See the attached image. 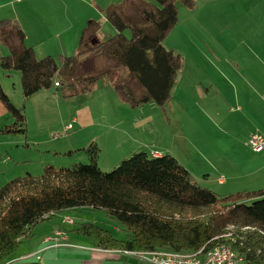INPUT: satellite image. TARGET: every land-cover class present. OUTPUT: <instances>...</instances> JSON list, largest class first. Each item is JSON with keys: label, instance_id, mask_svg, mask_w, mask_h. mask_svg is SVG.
Wrapping results in <instances>:
<instances>
[{"label": "trees", "instance_id": "trees-1", "mask_svg": "<svg viewBox=\"0 0 264 264\" xmlns=\"http://www.w3.org/2000/svg\"><path fill=\"white\" fill-rule=\"evenodd\" d=\"M197 1L122 0L103 10L115 35L96 42L100 24L93 22L83 30L73 55L59 60L53 56L38 60L18 23L2 19L0 43L9 54L0 57V68L20 74L25 100L53 87L62 90L65 98L85 95L104 81L130 109L150 103L163 107L183 64L180 54L164 46L178 23L176 3L195 10ZM103 58L110 65L83 71L88 60ZM0 102L13 120L0 134L25 135L26 116L12 104L1 83ZM81 151L88 156V165L45 167L39 177L26 173L0 189V264L14 259L21 242L39 223L64 211L86 209L105 212L127 234L117 241L106 231L83 227L96 248L123 254L190 253L226 245L241 264H264V191L227 195L211 191L170 154L137 152L106 173L97 165L96 143Z\"/></svg>", "mask_w": 264, "mask_h": 264}, {"label": "crops", "instance_id": "crops-1", "mask_svg": "<svg viewBox=\"0 0 264 264\" xmlns=\"http://www.w3.org/2000/svg\"><path fill=\"white\" fill-rule=\"evenodd\" d=\"M121 1L40 0L33 7L34 11L30 10V12L36 13L38 11L39 16L36 22L40 25V32L50 30L42 35L43 38L50 34V38L53 41L52 44L49 41V49L59 47L60 50H63L60 56H65L66 54L63 55V52H65L66 46H76L83 30L93 22L100 24V30L96 36L98 42L115 35L116 30L104 17L103 10L109 5H115ZM224 1L226 3V11L230 6L237 8L245 6L251 8L254 12L255 10L257 11V15L254 14L252 17L253 20H263L264 0ZM211 2L212 0H198L193 14L195 17L193 18L198 15L199 17L197 18H200L201 15L211 16ZM29 7L30 5H28ZM1 11L2 9H0V14ZM32 13H30L31 20L29 25L33 23L35 18L31 15ZM238 14H240L239 11ZM0 18V20H15L25 33L26 44H31L34 40L31 26L28 28L27 23L25 24L20 17L15 19L11 15H0ZM244 18L240 15L236 23H242ZM208 22L212 23L211 20ZM253 22L255 23V21ZM178 25L179 19L176 28ZM196 25L199 26V24ZM195 29L194 25L193 31ZM176 30H173L164 42L167 50H177L175 47L170 49L171 47L166 45ZM207 30L210 35L211 31ZM191 31L188 30L191 36L197 39L200 34ZM243 37L247 40L245 34ZM216 39L212 38V42L216 41ZM258 39L256 44H254L255 47L252 45L246 46L250 48H246L247 53L241 50L242 57L237 55L238 49L231 52L237 58L233 57L229 52H224V56L220 57H217L215 52H213L212 63L205 59L202 65H200L198 60H194L193 57L186 56L178 51V54L183 58V64L177 74L169 101L163 107L150 103L137 109L140 112H147V115L144 126L139 122H135L136 129L138 131L142 129L145 132V136H151V129L157 127L160 139L152 144L140 142V145L132 146V144H129L128 138L123 136V133H128L126 128L116 132L112 130L110 141L115 146L122 142L123 147H128L129 151L126 155L128 157L139 152L137 150H141V146L148 147L145 151H150L149 154L152 156L170 154L189 171L197 183L202 186H208L207 184L212 183V190L215 192L220 190V192L225 193L224 195L240 191H264V153H255L247 146V141L253 132L259 131L264 136V34ZM248 43L246 42V45ZM241 47L243 48L244 46L242 45ZM32 48L35 55H37L36 47ZM47 51L49 50L46 47L41 48L40 52L43 57ZM187 57L190 58L188 60L190 63L189 68L187 67ZM202 70L206 73H202ZM208 70L213 75L212 79L208 77ZM211 90L215 91L212 94V100L209 94ZM42 93L43 97L51 98V96H47L51 92L44 91ZM117 100L119 99L116 94L112 96V102L116 106ZM123 109L125 110V108ZM128 111L136 112L132 109H128ZM44 117L46 118V116ZM8 122L10 120L7 116V111L0 102V130ZM113 122L116 128L121 127V121ZM148 122L149 129L147 128ZM209 124H212V130L210 129L209 133L206 134L212 135V180L210 173H207L211 171L210 162L207 160L209 166L202 167L203 160L207 159V156L199 147L197 140L201 136V128L209 129ZM65 128L68 127L66 126ZM47 142L40 141L41 146H44ZM63 146L66 149L68 148L67 145ZM38 152L40 151L38 150ZM55 154L59 155L57 152ZM24 157L26 158L23 159V163L31 162L27 161V156ZM241 157H243L242 160L240 159ZM10 161L9 157L4 158L2 161L6 165L5 170L1 173L3 177L13 178L18 176V166L12 170L11 167L15 166H11L9 164ZM49 161L46 160V162ZM13 171H16V175H13ZM25 173L30 174L29 171ZM221 179L223 180L220 183ZM63 245L61 248H53L50 245L20 257L13 256L14 259L7 264H22L23 261L21 262V259L28 260L40 257V255H37L39 252H42L41 254L44 256L41 261L43 264L46 261H55V259L60 257V254L83 259H90L93 255H96L97 259L102 261L101 263L103 264L111 262L110 258L113 259L115 264H120L122 262L121 257H131L121 251L94 248L90 245L75 247V245L69 243L68 238ZM141 263L144 264L143 262ZM123 264L129 263L123 262Z\"/></svg>", "mask_w": 264, "mask_h": 264}, {"label": "rangeland", "instance_id": "rangeland-1", "mask_svg": "<svg viewBox=\"0 0 264 264\" xmlns=\"http://www.w3.org/2000/svg\"><path fill=\"white\" fill-rule=\"evenodd\" d=\"M39 1L40 0H0V9H2L0 15H11L15 19L20 17L25 24L27 23L26 25L28 28L31 26L32 30H30L34 35V40L31 42L30 39L31 44L28 43L27 46L36 47L37 55L35 56H37L36 58L38 60L52 54L56 55L53 56L56 60H59V56L63 50H60L59 47L49 49L48 43L50 41V44H52L53 40L50 38V34L43 38L42 35L50 30L40 32V25L36 22L39 16L38 11L36 13L30 12V10L34 11L33 7L36 6ZM210 4L212 6L211 16L206 17L201 15L200 18H197L199 17L198 15L196 18H193L195 17L193 16L195 10L188 9L181 2L176 3L179 13V25L177 27L178 29L175 27L177 30L174 28L176 31L166 44L168 47H171L170 49L175 47L177 49L175 50L176 53L179 51L186 56L193 57L194 60H198L200 65H202L205 59L212 63L213 52H215L217 57L224 56V52H229V54L235 57V54L233 55L231 52L238 49L237 55L242 57L241 50L247 53L246 48L250 49L246 46L252 45L255 47L254 44L259 40L258 37L264 34V17L263 20H253L252 17L254 14L257 15V11L255 10L254 12L251 8L245 6H241L240 8L230 6L226 11V3L224 0H212ZM28 5H30L29 8ZM238 11L240 14H238ZM30 13L35 17L31 25H29L31 20ZM240 15L245 17L242 20L243 22L236 23ZM209 20H211L212 23L208 22ZM253 21H255V23ZM196 24H199V26ZM194 25L196 27L195 31H193ZM207 29L211 31L210 35ZM188 30L199 33V37L194 39ZM244 34L247 36V40L244 39ZM127 36H129V33ZM212 38L217 39L212 42ZM96 42L98 41L96 40ZM246 42L249 43L246 45ZM78 44L79 41L76 46H66L63 55L72 56ZM242 45L244 46L243 48L241 47ZM44 47L49 51H47L46 55L43 57L40 50ZM4 48L8 51V49L3 47L0 43V57H6L9 54ZM189 59L190 58L187 57V62ZM108 65H110V62L107 58L99 60L91 59L86 62V66L82 69L84 72H93L97 69L107 67ZM189 65L190 63L188 62V68ZM207 72L208 77L212 79L213 75H211V71L208 70ZM202 73L205 74L206 72L202 70ZM121 75L124 76V72H122ZM0 83L5 93L9 96L12 104L17 109L24 112L27 128L25 135L0 134V144H3L0 145V189L11 180L23 177L26 171H29L34 177H39L44 173L45 167L49 166L60 169L77 164L88 165L90 160L86 153L81 150L87 148L91 143H96L100 149L97 160V165L100 170L106 173L112 172L123 160L129 158L126 156L129 151L128 147H123L122 142L115 146L113 142L110 141L112 130L116 132L127 128L128 133H123V136L128 138V142L132 144V146L140 145V142L152 144L160 139L157 127L151 129V136H145V132H143L142 129L139 131L136 129L137 126L135 122H139L143 126L145 125L147 112H140L137 109H132L136 112H130L128 111L130 107L123 103L122 105L119 100H117V106L114 105L112 96H115V92L107 82L99 81L93 90L85 95L65 98L62 90L53 87L51 90L46 91L51 92L47 95L51 96L50 99L48 97H43L42 92L44 91H42L29 100H25L23 97L21 78L18 72H3L0 68ZM214 93V90H211L209 93L211 100L212 94ZM123 108H125V110ZM44 116H46V118ZM9 120L10 122L6 125L12 124L13 120L10 118ZM113 121H121V127L116 128ZM66 126L68 128H65ZM147 128L149 129V122ZM210 129L212 130V124H209V129L206 130L202 127L201 136L197 140L199 147L207 156V159L203 160L202 167L209 166L207 160L210 162L211 171L207 173H210L212 180V135L209 136L206 134L209 133ZM92 137L94 138L91 139ZM40 141L48 142L45 143L44 146H41ZM63 145H67L68 148L66 149ZM213 146L215 148L214 143ZM141 147V150L137 151L146 152L145 149H148V147ZM38 150L40 152H38ZM56 152L59 154L58 156L55 154ZM147 153L149 154L150 151H147ZM24 156H27V161L31 162L23 163V159L26 158ZM8 157L11 159L9 164L15 166L11 167L12 170L18 166V176H14L13 178L3 177L1 175L2 171L6 168V165H4L2 161L4 158ZM240 159L242 160L243 157ZM46 160L50 161L46 162ZM116 163L117 165H115ZM13 172L14 175L16 171ZM222 180L223 179H221L220 183ZM207 185L208 186L204 187L214 191L212 190V183ZM216 191H218L217 193L219 194H225L220 192V190ZM66 218L72 220L73 223H65L64 220ZM84 224L87 225L84 226ZM91 226H94V228ZM83 227L91 231H95L96 229L106 231L117 241H123L127 237L125 229L114 219L107 216L105 212L88 209L69 210L58 213L32 228L31 236L21 242L14 256L20 257L29 252H36V250L40 248L55 245V235L57 231L63 233V235L68 238L69 243L75 245V247L90 245L96 248V243L82 232ZM41 253L42 252H39L37 254L40 255L39 258L28 260L21 259V262L23 261L22 264H43L41 261L44 256H42ZM191 253L194 254L193 252L188 254ZM121 260L122 264L123 262L129 264H142L134 257H121ZM110 261L111 262H105V264H115L113 259L110 258ZM101 262L102 261L97 259L96 255H93L90 259H83L76 256L68 257L67 255L60 254L58 259H55V261H46L45 264H103Z\"/></svg>", "mask_w": 264, "mask_h": 264}, {"label": "built area", "instance_id": "built-area-1", "mask_svg": "<svg viewBox=\"0 0 264 264\" xmlns=\"http://www.w3.org/2000/svg\"><path fill=\"white\" fill-rule=\"evenodd\" d=\"M247 146L255 153H264V136L259 131H255L250 135ZM64 222L67 224L73 223L68 218ZM55 239L56 244L52 245L55 248L64 246L63 243L67 240L63 233L59 231L56 232ZM193 253L155 251L125 252V255L137 258L144 264H241V259L226 245H218L209 250H206L204 247Z\"/></svg>", "mask_w": 264, "mask_h": 264}]
</instances>
